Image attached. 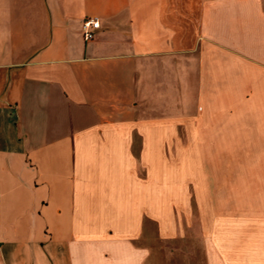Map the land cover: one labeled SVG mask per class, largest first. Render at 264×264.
Here are the masks:
<instances>
[{
	"label": "crops",
	"instance_id": "0c3cea01",
	"mask_svg": "<svg viewBox=\"0 0 264 264\" xmlns=\"http://www.w3.org/2000/svg\"><path fill=\"white\" fill-rule=\"evenodd\" d=\"M0 264H264V0H0Z\"/></svg>",
	"mask_w": 264,
	"mask_h": 264
},
{
	"label": "built area",
	"instance_id": "2783aa9c",
	"mask_svg": "<svg viewBox=\"0 0 264 264\" xmlns=\"http://www.w3.org/2000/svg\"><path fill=\"white\" fill-rule=\"evenodd\" d=\"M100 28L98 19L87 18L83 23V33L86 42H91L95 39V35Z\"/></svg>",
	"mask_w": 264,
	"mask_h": 264
}]
</instances>
